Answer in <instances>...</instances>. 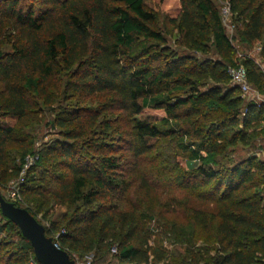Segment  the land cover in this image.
I'll return each mask as SVG.
<instances>
[{"label": "trees", "instance_id": "16d2710c", "mask_svg": "<svg viewBox=\"0 0 264 264\" xmlns=\"http://www.w3.org/2000/svg\"><path fill=\"white\" fill-rule=\"evenodd\" d=\"M229 4L231 20L235 13L241 22L235 27L239 42L262 40L264 57V0ZM168 13L176 48L144 0H0V118L14 120L0 122V194L9 200L5 186L33 156L22 176L21 201L14 203L40 222L22 204L26 190L42 196L52 186L59 203L81 202L83 209L74 208L58 236L55 222L44 226L70 256L72 250L94 252L91 264H264V160L252 153L225 166L220 159L230 146H250L248 126L264 120V106L240 95L227 66L244 65L260 91L264 75L252 59L235 60L213 0H172ZM91 94L105 95L104 108L112 106L131 121L129 155L114 154L122 149L117 143L89 137L87 126L98 112L87 113L71 98ZM45 109L53 111L47 124L60 138L36 150L32 128ZM110 128L105 122L101 138ZM165 138L181 145L189 139L183 147L196 162L183 168L178 161L173 180L204 207L193 210L189 228L165 231L181 242L203 241L205 247L191 257L150 250L134 221L114 206L97 205L125 193V168L140 165L154 142ZM15 148L18 163L11 156ZM86 152L99 154L90 158ZM158 161L160 153L148 160L155 171ZM1 234L0 264L37 263L29 241L0 213ZM113 246L116 253L109 257Z\"/></svg>", "mask_w": 264, "mask_h": 264}, {"label": "rangeland", "instance_id": "374dc122", "mask_svg": "<svg viewBox=\"0 0 264 264\" xmlns=\"http://www.w3.org/2000/svg\"><path fill=\"white\" fill-rule=\"evenodd\" d=\"M146 7L157 14V23L166 35L167 42L172 48H176L175 40L177 38L176 30L168 22V11L172 5V0H164L160 3L159 0H144ZM217 5L220 13L223 5L229 0H213ZM232 14V13H231ZM234 17V18H233ZM235 13L230 16L228 20L223 24L226 34L233 36L231 43L234 48V58L237 62L242 59L250 58L252 61H256L255 64L264 71V57L260 56L262 52V40H255L249 46L241 44L236 36L235 27L240 26L241 22L235 19ZM232 27L229 30V26ZM218 58L216 55L213 56ZM263 58V59H262ZM256 88V87H255ZM264 91H261L263 94ZM246 101H249L250 96H242ZM72 103L79 108L85 110L87 113H97L95 124L87 126L89 131V137H97L98 139H104L106 142H114L122 149L116 150L113 153L116 155H129L130 151L127 149L129 145L130 136L128 130L131 121L128 117H125L123 112L117 110L112 106L104 105L107 101V97L101 94H91L81 97L71 98ZM64 104L67 102H63ZM63 104V105H64ZM53 111L50 109L41 112L36 119L37 123L33 125V140L35 149H39L43 145H47L53 142L55 139H59L58 130L51 128L47 121L52 118ZM138 119H146V115L138 116ZM0 122L5 124H13L14 120L11 118H0ZM107 122L111 125V128L107 130L104 138H101V133L104 128V124ZM167 128L166 125L162 126ZM237 129L243 130L242 123H239ZM120 132V133H119ZM247 134L251 137V145L244 146L242 144H236L230 146L226 151L225 158H220L221 163L225 166L231 165L235 161L244 159L245 157L254 153L260 159L264 160V149L261 151L259 148L264 145V120H258L251 123L247 130ZM189 139L184 140V145L189 143ZM170 138H165L154 142V150L147 154L140 160V165L135 167L125 168V176L127 177L130 185L125 193L119 198L111 201L100 200L98 204H105L114 206L117 210L124 213L126 218H130L136 225L139 233L140 240L148 246L150 250L157 249L158 251L164 250L167 257H191L190 252L197 253L198 249H203L205 244L200 239L181 242L179 238L173 235L166 234L165 231H169L173 225L177 227L189 228L191 216L194 209H201L204 205L201 200L195 198L193 194L187 190L180 188L173 180V168L181 162L183 168H191L194 160L190 159L187 154V150L184 149V145L178 144ZM91 157H96L99 152H86ZM109 154L112 152H108ZM156 153L161 154L162 161H158V167L160 170L155 171L153 164H149L150 157H154ZM19 151L15 148L11 152V156L15 162H19ZM219 159V160H220ZM179 161V162H178ZM145 178V182L141 179ZM54 182H51L53 185ZM21 184V183H20ZM19 184V190H20ZM10 182L4 188V193L7 196V189ZM52 187V186H50ZM50 187L42 189L43 195L32 193L31 190H26V196L23 205L30 206L37 214L43 226H50L51 222H55L56 229L53 235L58 236V232L62 230L66 220L72 215L74 208L78 210L83 209L81 202L73 207H68L67 204H61L54 198L49 190ZM54 187V186H53ZM151 217V218H149ZM188 229H186L187 231ZM195 231H198L195 229ZM189 232V230H188ZM191 232V231H190ZM198 233V232H197ZM196 233V236H197ZM1 234L0 237H4ZM188 237V236H187ZM16 239L15 237L13 240ZM135 242V240H134ZM114 247V246H113ZM110 248L109 257L116 253ZM94 252H84L80 255L79 250H72L70 257L75 258L77 264H91ZM113 264L115 262H112ZM161 264V262L159 263ZM198 264H204L200 262Z\"/></svg>", "mask_w": 264, "mask_h": 264}, {"label": "water", "instance_id": "95a60500", "mask_svg": "<svg viewBox=\"0 0 264 264\" xmlns=\"http://www.w3.org/2000/svg\"><path fill=\"white\" fill-rule=\"evenodd\" d=\"M0 213L19 228L32 249L38 264H75L63 249L56 247L52 237L45 235L44 226L25 208L15 205L0 194Z\"/></svg>", "mask_w": 264, "mask_h": 264}, {"label": "built area", "instance_id": "2783aa9c", "mask_svg": "<svg viewBox=\"0 0 264 264\" xmlns=\"http://www.w3.org/2000/svg\"><path fill=\"white\" fill-rule=\"evenodd\" d=\"M230 16H231L230 4L229 2H226L223 5L222 10H221V17H222L223 24L227 22L228 20L230 21ZM228 26H229V30L230 28L232 29L233 27V26L231 27L230 25ZM229 37L231 39L232 35L230 34ZM226 71L230 78L231 84H233L239 90L241 96L248 95L250 96L249 101L254 102L258 106H261V105L264 106V95L261 94L260 90H258L257 88L251 85V83L248 80L247 71L244 65H242L241 63H237L234 65H228ZM33 162H34L33 156L27 157L25 164L23 165V168L20 172L19 177L17 179H13L10 181V185L8 186V189L6 192L7 193L6 197L10 201L12 202L21 201L19 184L22 181V176L24 172L29 166L33 165ZM55 246L58 247L57 244H55ZM112 251L114 252L116 251L115 247L112 248ZM73 259L75 260V258ZM30 264H37V263L31 261ZM75 264H77L76 260H75Z\"/></svg>", "mask_w": 264, "mask_h": 264}, {"label": "crops", "instance_id": "0c3cea01", "mask_svg": "<svg viewBox=\"0 0 264 264\" xmlns=\"http://www.w3.org/2000/svg\"><path fill=\"white\" fill-rule=\"evenodd\" d=\"M260 56L262 57V55L260 54ZM263 59V58H262ZM256 62V61H255ZM259 69H260V67H259ZM260 71L263 73V75H264V71L262 70V69H260ZM262 91H264V86H263V88H262ZM261 92V91H260ZM263 95H264V93H263ZM264 149V145H262L260 148H259V150H263Z\"/></svg>", "mask_w": 264, "mask_h": 264}]
</instances>
